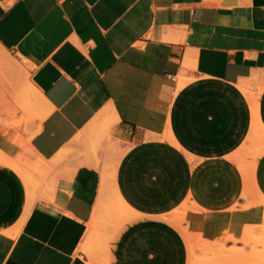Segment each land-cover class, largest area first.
Wrapping results in <instances>:
<instances>
[{"label": "crops", "instance_id": "0c3cea01", "mask_svg": "<svg viewBox=\"0 0 264 264\" xmlns=\"http://www.w3.org/2000/svg\"><path fill=\"white\" fill-rule=\"evenodd\" d=\"M0 47L48 113L0 103V264H190L191 238L264 223V154L251 180L237 162L259 143L241 86L264 126V0H0ZM29 149L61 163L35 177Z\"/></svg>", "mask_w": 264, "mask_h": 264}, {"label": "bare ground", "instance_id": "6f19581e", "mask_svg": "<svg viewBox=\"0 0 264 264\" xmlns=\"http://www.w3.org/2000/svg\"><path fill=\"white\" fill-rule=\"evenodd\" d=\"M0 73H5V74L8 73V74H10L11 77H13V79H15L17 81L24 74V70L1 47H0ZM23 78L24 77H22V80H23ZM25 87H27V88H26L25 92L23 93V98L27 102L29 108H31V107L36 108L37 106L35 104L37 102H40V101H43L45 103V100L40 95V93L37 91V89L35 87H33V85H31L29 83ZM241 90L249 98V100L251 102V107H252V112H253V125H252V131H251L252 134H251V137H254V140H256L257 136L258 137L260 136L263 139V141H264V126H263V124L261 123V121L259 119V113H258V99L259 98H258V96H256L257 93L260 95L262 91L260 90L257 93H254L246 85L245 86H241ZM36 110H38V109H36ZM38 119H40L42 121V120L45 119V116H42V117L39 116ZM263 154H264V145H262V147L253 155V160L249 164V166H247L245 164V162H243L241 160L240 161L237 160V162L239 164V168H240L241 172L243 173L245 179L251 180V178L253 176V171H254V168H255V164H256V162L258 161V159ZM40 168H42L40 170V172L38 173V174L41 173L40 176H43L45 174L47 175V173L51 171V169H47L44 166L43 167L40 166ZM45 168H46V170H45ZM106 169H108V168H106ZM23 176L25 177V181L27 182V185H29V186L30 185H33L34 180L36 181V178H32V180H30L29 178H27V176L25 174H23ZM114 180H115V175H114ZM103 185H104V187H105L106 190L108 189V192L109 193H114L115 194V196H116V202H115V206L114 207L117 208L118 210L121 209L122 210V213L125 214V216H121L120 213L116 215V217L118 216V218H119V221L116 224L119 226L126 219L130 218L132 214L130 213L129 208L126 206V204L124 203V201L121 199V197L117 193L116 187H114V189L112 188V184H111V182L109 181V179H108V177L106 175H105V179L103 181ZM181 219L182 218L177 217V220L180 223H181ZM260 227H262V226H259V227H251V228L250 227L249 228L247 227L248 229L245 231V234L243 236V239L241 238L242 239L241 243L244 246H252L253 245L252 242L253 241L254 242L256 241L258 235L261 232H262V235L264 234V229L260 233L257 231V228H260ZM189 235H190V233H189ZM195 239H196V237H195ZM191 240H192V244H193V249H195V245H196L195 242H196V240H193L192 238H191ZM199 241H202L203 242L202 243L203 245L201 247H204V250L205 251H208L211 255H214V256L218 255L219 256V258H220L219 259L220 260L219 263H221V264H230L233 261L236 262L238 260L239 261L240 260H243V261L246 262V261L253 260V259H256V258L258 259V260L256 259L257 260L256 264H264V260L260 259V255H261L262 252L259 254L257 251L253 250L252 252H250V253L247 254L244 251V249H236L234 247L232 249H227V244L226 243L228 241H231L233 243H237V240L233 239L232 237L227 236V238L225 240H222V241H219L218 240L219 242L215 241V243L214 242H212V243L211 242H207L205 240L203 241L200 238H199ZM257 247H263L264 248V240H262L259 243V245L256 246V250H257ZM215 258H217V257H215ZM166 260H167V258H166ZM196 263L197 262H194V264H196ZM216 263L217 262H216V260L214 261V259H212L211 262H210V264H216Z\"/></svg>", "mask_w": 264, "mask_h": 264}, {"label": "rangeland", "instance_id": "374dc122", "mask_svg": "<svg viewBox=\"0 0 264 264\" xmlns=\"http://www.w3.org/2000/svg\"><path fill=\"white\" fill-rule=\"evenodd\" d=\"M10 55V54H8ZM12 58V57H11ZM14 60V58H12ZM15 61V60H14ZM16 62V61H15ZM17 63V62H16ZM18 64V63H17ZM19 65V64H18ZM20 66V65H19ZM21 67V66H20ZM22 68V67H21ZM23 69V68H22ZM24 70V69H23ZM5 81V83H2L1 81ZM15 79H13V77L10 76V74H5V73H0V103L2 105V103L4 104H11L13 106H15V114L16 113H20L22 112L23 114H25V118H22L20 119V121L18 122L19 123V126H22L23 124H29L30 126H35L36 128H39L40 124H41V120L38 119L39 116H47V111H45V104L43 103V101H40V102H37L35 105L37 106L36 108L34 107H31L29 108L28 107V104L27 102L25 101V99L23 98V93L25 92L26 88L27 87H24V86H19L18 83L16 84L15 86ZM21 82V81H20ZM6 84V85H5ZM18 85V87H17ZM18 89V92L15 93V95L12 96L11 100L8 101V96L9 94H11V90H17ZM260 91V90H259ZM258 94V93H257ZM256 94V96H257ZM38 104V105H37ZM41 105V106H40ZM43 105V106H42ZM40 106V107H39ZM38 109V110H36ZM39 115V116H38ZM36 116V117H35ZM43 121V120H42ZM255 142H259V143H250L248 145H245L243 147V150L242 152V155L243 157L242 158H246V157H253L252 154L254 155L261 147L262 145H264V141L263 139L259 136H257ZM263 142V144H262ZM261 146V147H260ZM35 157V158H34ZM26 159L29 163H31L35 170H36V175L35 177H38L40 176V174H38L40 172V170L42 168L41 167H46V168H49V167H52L50 169H54L55 167H57L60 163H61V158L60 157H57L55 158V160H52L51 162H46L45 160H43L41 157H39L35 152H33V150L29 149L27 150L26 152ZM35 159V160H34ZM245 160V159H244ZM43 161V162H42ZM246 161V160H245ZM42 162V163H41ZM248 162V161H246ZM16 165H14V167H16L17 169L21 170V173L22 174H25L28 178L29 174L26 173V171L23 169V167L21 165H19V162L18 163H15ZM34 177V176H33ZM253 187V186H252ZM251 193H253V188L250 192V194L248 195L247 198L245 199H248L251 195ZM259 200L257 199H253V201L249 202L248 206L249 207H252L254 205L257 204ZM247 206V207H248ZM119 212L121 214V216H125V214L122 213V210L119 209ZM183 217L181 219V223L183 221ZM115 221L116 223L119 221V218L118 216L115 218ZM99 222H106L105 218L100 220ZM259 226H262L260 228H257V231L260 233L263 229H264V223L261 224V225H247L244 229V232H243V235H242V239H243V236L245 234V231L250 227H259ZM248 227V228H247ZM228 234V235H227ZM226 236H223L215 241L219 242V241H222V240H225L227 238V236L229 237H232L233 239L237 240V243H233L231 241H228L226 244H227V249H232L233 247L236 248V249H244V251L248 254L250 252H252L253 250L257 251L259 254L261 253L260 255V259L264 260V248L263 247H257V250H256V246L259 245V243L264 240V234L262 235V232L258 235L256 241L252 242L253 245L252 246H244L241 241L242 239H236L232 234H229V231L227 232ZM231 235V236H230ZM200 238V236H196V238ZM226 237V238H225ZM225 238V239H224ZM201 239V238H200ZM221 239V240H220ZM203 240V239H202ZM219 240V241H218ZM239 240V241H238ZM204 241V240H203ZM207 242H210L208 240H205ZM215 241H211L215 243ZM202 241H199V240H196L195 242V251H191L190 252V264H194V262H197L196 264H210L211 260L214 259V261L216 260V264H221L219 263L220 262V258L218 255L214 256V255H211L208 251H205L204 250V247H201L203 244ZM103 250H105V248L103 247L102 248ZM102 250V252H103ZM198 250V251H197ZM105 253V252H104ZM96 255V254H95ZM217 257V258H215ZM106 259V258H105ZM257 259V258H256ZM256 259H253V260H249V261H243V260H238V261H233L232 263L230 264H256L257 260ZM251 261V262H250ZM255 261V262H254ZM240 262V263H239Z\"/></svg>", "mask_w": 264, "mask_h": 264}]
</instances>
